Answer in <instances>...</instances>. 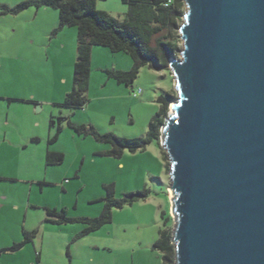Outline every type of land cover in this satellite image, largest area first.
<instances>
[{"label":"rangeland","instance_id":"obj_1","mask_svg":"<svg viewBox=\"0 0 264 264\" xmlns=\"http://www.w3.org/2000/svg\"><path fill=\"white\" fill-rule=\"evenodd\" d=\"M25 1L31 0H0V5ZM96 8L118 21L127 11L120 0H98ZM58 23V12L51 8L0 12V177L8 179L0 182V250L20 244L23 230L37 231L32 243L4 253L0 264H162V254L153 247L161 230L172 239L175 225L165 150L152 143L143 152L108 156L110 145L77 135L59 118L122 139L144 137L159 111L157 99L175 92L174 77L169 67H144L131 87L118 84L106 71H129L131 58L93 46L87 104L83 110L62 108L72 88L77 30L55 31ZM137 89L142 93L134 97ZM60 124L58 139L49 143ZM48 151L62 153L63 163L48 166ZM111 185L116 199L144 191L146 197L113 208L112 221L85 236L79 222L48 221L46 209L65 211L71 219L97 218L104 186Z\"/></svg>","mask_w":264,"mask_h":264},{"label":"water","instance_id":"obj_2","mask_svg":"<svg viewBox=\"0 0 264 264\" xmlns=\"http://www.w3.org/2000/svg\"><path fill=\"white\" fill-rule=\"evenodd\" d=\"M169 160L174 264H264V0H183Z\"/></svg>","mask_w":264,"mask_h":264},{"label":"trees","instance_id":"obj_3","mask_svg":"<svg viewBox=\"0 0 264 264\" xmlns=\"http://www.w3.org/2000/svg\"><path fill=\"white\" fill-rule=\"evenodd\" d=\"M97 1L31 0L19 3L14 7L0 5L2 15H17L31 7L37 10L51 8L58 12L59 23L55 31L69 27L76 28L77 58L74 64L72 88L66 94L61 105L62 108L83 110L86 106L93 46L107 48L112 53H125L131 58L133 66L129 71H106L110 79L126 87L132 86L139 71L144 67L154 71L168 69L170 60L178 57L180 51L182 42L178 28L185 12L183 0H120L127 8L123 21H118L108 13L97 10ZM175 100L176 93L173 90L163 92L157 99L160 106L159 111L151 119L146 135L136 139H122L110 133L100 134L93 126L75 125L66 117H60L59 123L66 120L68 127L77 135L92 136L98 143L110 145V151L105 154L120 158L125 151L143 152L152 143H157L161 147L159 145L160 129L167 118L170 103ZM61 130L60 124L56 136L49 140V143L58 139ZM162 153L166 159L165 152L162 151ZM63 161L62 153L48 151L46 154L48 166L60 165ZM4 180L8 179L0 177V182ZM104 188L106 196L101 199L104 201V206L97 218L71 219L66 216L65 211L46 209L48 221L58 225L79 222L85 226V230L81 234V236H85L109 224L112 221L113 208L122 209L124 206L146 197V191H144L127 193L122 199H116L114 185L104 186ZM168 220L169 218L166 221ZM36 235V230L30 232L23 230V241L11 248L0 250V259L4 253L18 251L28 243H32ZM170 242V235L166 230H161L153 249L162 254V264H174V248Z\"/></svg>","mask_w":264,"mask_h":264},{"label":"built area","instance_id":"obj_4","mask_svg":"<svg viewBox=\"0 0 264 264\" xmlns=\"http://www.w3.org/2000/svg\"><path fill=\"white\" fill-rule=\"evenodd\" d=\"M142 93L141 89H137L135 92H133L134 97H138Z\"/></svg>","mask_w":264,"mask_h":264},{"label":"crops","instance_id":"obj_5","mask_svg":"<svg viewBox=\"0 0 264 264\" xmlns=\"http://www.w3.org/2000/svg\"><path fill=\"white\" fill-rule=\"evenodd\" d=\"M5 177V176H4ZM7 179V178H6Z\"/></svg>","mask_w":264,"mask_h":264}]
</instances>
